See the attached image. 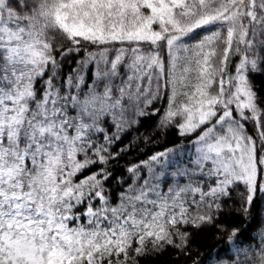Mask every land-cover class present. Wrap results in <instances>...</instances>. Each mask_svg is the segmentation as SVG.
<instances>
[{"label": "snow or ice", "instance_id": "obj_1", "mask_svg": "<svg viewBox=\"0 0 264 264\" xmlns=\"http://www.w3.org/2000/svg\"><path fill=\"white\" fill-rule=\"evenodd\" d=\"M261 70L264 0H0V264H131L148 245L194 255L180 226L212 223L241 185L245 211L264 196V102L249 79ZM161 101V127L191 137L195 158L169 149L129 166L114 205L110 145ZM108 114L116 132L97 136ZM158 173L187 183L161 193ZM238 234L226 244L240 252ZM221 251L264 264V233L259 255Z\"/></svg>", "mask_w": 264, "mask_h": 264}, {"label": "trees", "instance_id": "obj_2", "mask_svg": "<svg viewBox=\"0 0 264 264\" xmlns=\"http://www.w3.org/2000/svg\"><path fill=\"white\" fill-rule=\"evenodd\" d=\"M202 37H197V40ZM60 43V38H57ZM194 44L196 41H191ZM86 52L81 55L86 56ZM79 62L78 60L76 61ZM73 65V61H65L64 71H68ZM87 81V73L85 74ZM249 79L254 91L257 94L258 102H264V70L250 73ZM161 110L160 113L153 114L151 110H146L147 114L143 116H133L124 124L119 132V139L110 145V152L113 158L105 167L110 171L111 177L106 182L104 191L109 202L114 205L119 202L121 194L127 189L131 182L130 174L127 168L132 165L147 161L152 155L169 149L174 150L173 158L188 159L195 158L194 144L191 137H182L179 135L174 125L161 127L163 110L167 107L166 103L161 101L154 105ZM107 120L108 123H103ZM120 117H115L119 121ZM111 114L100 117V127L103 133H97V136L104 134L112 136L116 129L109 131V126L114 122ZM251 129V125H249ZM102 142V140L100 141ZM92 166L89 172L94 171ZM142 177L148 176V170L145 168L141 172ZM174 181H179L181 186L187 183L185 177L165 176L158 173L157 182L161 193L166 194L170 186H174ZM204 186V181H200ZM242 185L235 188L230 197H225L220 201V209L213 212V222L205 223L200 227L180 226L181 230H187L189 233V247L192 256L185 255L172 246H164L160 250H155L148 245L144 254L136 256L131 264H230L226 259L217 261V253L223 257L222 249H228V255L236 256L237 260H244V253L251 257L260 254V236L264 233V196L256 197L247 211L244 208L242 200ZM232 230H239L237 239L242 244L240 252L231 244H226L227 234ZM211 257V260H209Z\"/></svg>", "mask_w": 264, "mask_h": 264}]
</instances>
